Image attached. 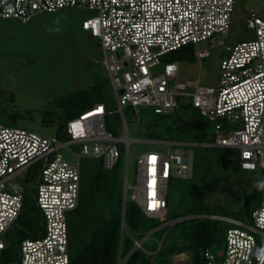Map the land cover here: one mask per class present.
I'll use <instances>...</instances> for the list:
<instances>
[{"label": "built area", "instance_id": "built-area-1", "mask_svg": "<svg viewBox=\"0 0 264 264\" xmlns=\"http://www.w3.org/2000/svg\"><path fill=\"white\" fill-rule=\"evenodd\" d=\"M236 0H0V17L30 21L37 13L65 7H86L96 15L83 20V29L99 37L102 63L115 92L118 110L128 125L124 106L139 115L142 109L173 112L187 97L213 124L214 146L239 150V167H264V19L251 13L248 25L252 39L226 46L220 58L216 86L192 84L179 78L178 61L162 56L184 45L198 43L218 33H228ZM208 47L197 51L200 59ZM111 112L104 102L94 104L68 121L67 138L47 135L27 127L0 122V252L6 247L3 234L13 228L26 197L27 184L8 185L30 164L46 159L36 185V203L44 216L38 237L20 243V264H70L66 212L76 208L81 188V159L102 160L113 167L121 156V141L127 145L126 198L128 184L129 132L117 137L106 127ZM231 125L233 128L227 129ZM81 144L79 152L71 144ZM164 151L149 150L138 156V182L129 198L153 218L165 219L168 188L172 178H188L193 154L183 141L170 140ZM64 149V151H63ZM65 149L74 159L65 156ZM230 223L224 245L213 242L202 252L201 264H264V189L250 222L213 214ZM164 224H168L167 222ZM125 227V225H123ZM140 247L141 242L136 241ZM152 255L154 252H147ZM1 260V254H0ZM125 259L121 264L125 263Z\"/></svg>", "mask_w": 264, "mask_h": 264}, {"label": "rangeland", "instance_id": "rangeland-1", "mask_svg": "<svg viewBox=\"0 0 264 264\" xmlns=\"http://www.w3.org/2000/svg\"><path fill=\"white\" fill-rule=\"evenodd\" d=\"M234 4L235 9L228 33H218L196 43L195 53L179 61V78L192 83L188 88L189 91L195 89L194 82L197 80L201 85L216 86L220 79V58L228 53L226 46H234L240 41L254 37V30L248 25V17L251 13L264 19V0H236ZM94 15H96L95 10L71 6L53 12L37 13L25 23L17 19L0 17V122L27 127L47 135H55L59 130V137L62 138L68 99L78 91H86L90 94L99 92L105 97L111 110L107 115V122L113 128V134L123 138L129 132L132 139L128 160V197L131 186L138 182V156L154 149L164 151L167 141H183L187 143L186 147L193 154V171L188 178L170 180L168 196L171 207L167 211L168 220L170 222L174 220L171 217L174 213H181L187 195L197 192L206 202L218 206L219 212H227L242 221L250 222L251 214L247 217L230 210H237L240 207V199L236 198L244 197L253 184L251 182L254 179L251 178L252 181H249L250 175L260 171L240 168L237 148L214 146L211 138L215 132L213 124L210 126V136L204 142L194 141L195 139L189 134L180 132L175 126L179 117L207 120L203 114L204 117L194 115V111L188 107L189 98L181 99L182 103L170 113L157 114L152 108L142 109L139 120L134 108L125 105L124 112L128 122L126 127L123 116L118 110L111 81L102 63L103 50L100 39L92 36L82 26L83 20ZM205 47H208L209 54L200 59L197 51ZM166 56H162V59H167ZM226 128L233 127L227 125ZM150 131L159 135L158 138H149ZM120 146L121 188L124 192L126 142L121 141ZM71 147L77 152L82 148L81 144L77 143H72ZM64 153L67 158L74 159L66 149ZM45 160L40 158L30 164L19 175L9 179L8 185L31 184L32 190L36 191L37 177ZM99 167L100 162L97 159L91 157L81 159L80 189L84 196L89 195L86 194L89 188L88 179L99 170ZM261 170L264 173V167ZM32 190L27 187V203L23 210L25 220L35 219L38 211ZM114 203L115 197L110 201V204ZM88 213L89 211L78 214L74 210L66 212L69 230L75 235V239L72 236L74 239L70 252L72 255L81 248L79 240L84 237L82 236L84 228L87 230L89 228L86 223ZM201 216L203 215L199 217ZM206 216L210 217V215ZM167 218L158 220L164 222ZM181 226V224L175 225L174 230L178 232ZM12 229L3 234L6 250L0 252L3 258L1 264H20L19 256L15 254L17 249L14 235L21 237V234L18 228L13 232ZM168 230L167 227L159 229L152 237L147 238L144 244L154 245L157 238L162 239L166 233H168L166 239L170 238L171 232ZM88 231H85L87 240L92 233L91 230ZM223 245L222 242L221 248ZM151 260L155 262V257ZM169 264H192V255L190 252L173 255Z\"/></svg>", "mask_w": 264, "mask_h": 264}, {"label": "trees", "instance_id": "trees-1", "mask_svg": "<svg viewBox=\"0 0 264 264\" xmlns=\"http://www.w3.org/2000/svg\"><path fill=\"white\" fill-rule=\"evenodd\" d=\"M194 53L195 43H191L164 54L167 55V59H164V61L179 62L189 58V56ZM104 98L105 97L100 95L99 92L90 94L86 91H78L76 94H73L67 101L68 108L65 113L66 120L63 127L62 138H67L65 129L68 121L78 117L82 112L93 107L94 104L104 102L109 109L108 103ZM188 107L194 111L195 116H203L201 111L193 106L190 100ZM176 122L177 124L175 126H177L180 132L189 134L195 139L194 141L204 142L207 141L210 136L211 123L204 118L202 120L198 118L187 119L179 117ZM106 127L110 131L113 130L107 122V117ZM57 134L59 137V130ZM148 135L149 138H158L159 136L153 131L148 132ZM97 160L100 162L99 170L87 181L89 188L86 194L88 193L89 195L84 196L85 194H83L80 189L81 192L78 205L73 209L78 214H84L86 211H89L87 215L88 222L86 223L89 225L88 230H91L92 233L89 240H87L85 231H89L87 228H84L82 234L84 237L79 240L81 248L75 255H72L70 252L74 245L75 235L71 234L68 227V253L70 256V264H120L124 259L126 260L124 264H169L173 255L182 252L191 253L192 264H201L204 248L213 242L218 243L219 246H221L222 242L224 244L226 230L230 226L229 223L224 220L206 215L217 214L238 218L229 215L227 212H219L218 206H212L209 202H206L202 196H199L197 192H192L185 197V207L181 213H174V215L171 216L175 220L171 222L168 218L166 219L167 221L163 222L162 220H158V218L147 216L137 202L127 197L126 208L124 210L126 223L125 227H123L122 213L124 211L123 192L121 188V156L118 162L111 168L105 167L102 160ZM261 169L260 167L252 169L254 171H260V173L250 175L249 181L251 182L254 179L253 182H251L253 183L251 189L244 194L242 199L236 198L238 200L240 199V207L237 210H230V212H234L235 214L240 213L248 217L258 206L264 189V186L258 185V181H264V173ZM38 178L39 176L37 177V181ZM27 187L32 190L31 184H28ZM32 193L36 200L35 191L32 190ZM113 197H115V203L112 205L110 201ZM26 203L27 190L24 206L12 229L13 232L18 228L21 234V237L14 235L17 249V251L15 250V254L19 257L21 241L26 237L40 236L45 224L43 213L39 209L37 203L36 207L38 211L35 216L36 218H29L27 220L23 218V210ZM170 207L171 200L168 196V209ZM200 215L203 216L199 217ZM166 222L169 223L164 224ZM178 224L182 226L180 230L176 232L174 228L175 225ZM166 227L169 229L168 231L171 232L170 238L166 239L168 235V233H166V236L162 239L157 238L156 244H144L147 238L152 237L159 229ZM72 236H74V239ZM136 241L141 242L142 247L139 248V246L136 245ZM147 252L154 253L148 255ZM153 257H155V262L151 260ZM2 262L3 258L1 257L0 264Z\"/></svg>", "mask_w": 264, "mask_h": 264}, {"label": "water", "instance_id": "water-1", "mask_svg": "<svg viewBox=\"0 0 264 264\" xmlns=\"http://www.w3.org/2000/svg\"><path fill=\"white\" fill-rule=\"evenodd\" d=\"M57 133H55L56 135ZM125 178H126V174H125ZM126 208V193H125V189H124V192H123V211L125 210ZM122 223L123 225H125L126 223V217H125V211L122 213Z\"/></svg>", "mask_w": 264, "mask_h": 264}, {"label": "clouds", "instance_id": "clouds-1", "mask_svg": "<svg viewBox=\"0 0 264 264\" xmlns=\"http://www.w3.org/2000/svg\"><path fill=\"white\" fill-rule=\"evenodd\" d=\"M259 186H264V181H258Z\"/></svg>", "mask_w": 264, "mask_h": 264}]
</instances>
